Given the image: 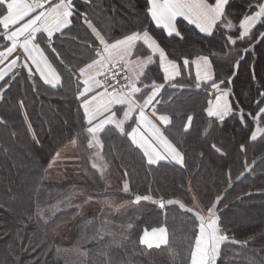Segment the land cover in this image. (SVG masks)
Listing matches in <instances>:
<instances>
[{
	"label": "trees",
	"instance_id": "1",
	"mask_svg": "<svg viewBox=\"0 0 264 264\" xmlns=\"http://www.w3.org/2000/svg\"><path fill=\"white\" fill-rule=\"evenodd\" d=\"M250 3L255 0H230L227 10L236 29L217 30L211 37L186 21L180 27L182 38L168 37L162 28L151 26V34L170 59L182 64L184 58L209 57L216 81H224L221 87L231 89L233 114L222 121L207 116L211 88H195L191 65L176 80L183 88L166 84L155 106L158 114L170 116L163 133L182 153L183 164H148L126 134L130 126L123 133L113 125L99 132L102 156L113 175L128 184L127 194L134 201L137 195H149L150 201L163 199L166 204L161 209L155 203V208L139 215L125 240L106 236L94 242L101 227L95 212L79 215L72 207L47 221L35 212L37 206L54 201L72 186L70 180H43L54 155L70 141L75 142L79 171L87 183L98 191L106 188L90 164L87 123L78 99L77 70L94 57L89 45L98 44L84 17L74 16L68 28L54 34L50 46L41 43L61 78L59 85H47L24 71L0 82V264H158L145 253L141 236L160 227L167 232L168 243L162 247L169 264H190L192 214L167 201L186 207L198 201L206 209L218 197L220 226L229 236V242L221 246L218 264H264V133L251 139L256 127L264 128V115L259 125L253 120L264 107V27L258 24L235 45L227 40L228 35L239 36V20L249 12ZM74 4L106 37L121 38L148 24L145 0H74ZM4 44L0 40V50ZM241 57L237 68L235 62ZM146 73L145 84L153 79L164 82L156 63ZM69 223L75 228L70 244L52 241L50 234ZM251 237L256 240L241 246Z\"/></svg>",
	"mask_w": 264,
	"mask_h": 264
},
{
	"label": "snow or ice",
	"instance_id": "2",
	"mask_svg": "<svg viewBox=\"0 0 264 264\" xmlns=\"http://www.w3.org/2000/svg\"><path fill=\"white\" fill-rule=\"evenodd\" d=\"M145 3L148 24L142 29L124 34L121 38H114L101 34L88 20L86 13H78L74 0H55V2L53 0H0V40L7 42L2 46L3 50H0V63L7 60L17 49H22L26 61L24 67L28 68L30 75L34 74L31 67L34 66L35 72L39 73L46 84L53 87L59 85L61 78L49 63L41 43L50 46L55 33H62V30L72 24L74 16L82 15L95 41H98V44L89 45L94 53L91 62L79 68V78H82L83 89L78 92V98L82 99L84 120L90 125L86 132L92 137L88 146L98 145L102 148L97 133L108 124H114L123 133L124 123L136 114L137 126L132 127L126 134L131 137L133 144L143 150L148 164H156L157 161L169 157L176 163L183 164L182 153L149 118L145 109L151 105L152 115L156 116L157 110L153 102H160L157 97L161 90L166 84L172 88L178 86L183 88V85H178L176 80L181 76L182 69L191 65H194L196 69L195 88L204 86L207 89L210 86L212 89L210 95L213 98L207 101L205 109L208 117L222 121L226 116L233 114V106L228 99L231 89L221 87L224 81L219 83L216 81L208 56L200 55L191 61L184 58L182 64L176 59H170L169 54L151 34V26L154 24L157 28H162L168 37L174 35L181 38L180 27L185 21L187 25H193L206 37L213 36L217 30L232 31L237 26L229 19L231 13L227 9L230 0H214V2L210 0H145ZM247 7L249 12H245L239 20V36L236 38L232 35L227 36L228 42L232 45H235L238 39L244 40L248 37L258 24L264 27V0H255V3H250ZM261 39L264 40V33H261ZM138 45L145 46L150 54L144 57L135 56ZM249 50L244 49L245 52ZM53 51H55L54 48ZM154 57H158V68L163 72L164 82L157 83L153 79L145 84L143 78H147L146 69L153 64ZM18 59V57L12 59L7 69L0 70V80L4 79L8 71L15 68ZM242 59L243 57L235 62V67H239ZM117 66L122 69V75L114 70ZM97 77H104V79L100 80ZM109 88L112 90L109 91ZM96 89H103V91H95ZM114 105L126 106L122 119H118L116 113L112 112ZM105 113L111 114L105 116V119L100 120L99 123H95L97 118ZM262 115H264V107H260L257 115L253 117L257 125L262 122L260 119ZM243 116L244 113L241 110L242 121ZM157 119L166 126L171 123L169 115L161 114L157 116ZM187 119L191 122L192 116H188ZM141 128L149 135L145 136L140 131ZM258 132L264 133V128L256 127L251 132V139L255 140ZM241 147L243 149V146ZM93 167L97 165L93 164ZM123 190L129 191L127 183L124 184ZM141 200H152V197L149 195L135 197V202L138 203ZM152 202L157 203L161 209L166 206L163 199ZM218 202L219 197L216 202L204 209L198 206L186 207L179 201H167L169 205L179 204L181 209L192 214L194 244L190 253V264H218L221 246L229 242V236L220 226ZM195 229H198V232H195ZM230 242L240 243L235 240ZM141 243L147 244L149 248L153 247V243L156 247L161 244L166 245L168 243L166 228H153L151 234L145 230Z\"/></svg>",
	"mask_w": 264,
	"mask_h": 264
},
{
	"label": "rangeland",
	"instance_id": "3",
	"mask_svg": "<svg viewBox=\"0 0 264 264\" xmlns=\"http://www.w3.org/2000/svg\"><path fill=\"white\" fill-rule=\"evenodd\" d=\"M17 75H19V73ZM16 76H13L12 78H15ZM69 147L71 146L63 148L60 152L61 155L70 156L73 152H71ZM100 150L101 149H99L96 145L91 148L90 164L92 167L93 164L97 165L94 169L97 170L106 186L103 191H98L92 188L87 183L81 172L80 174L82 177H77L74 174L69 173L67 178L72 182L71 188L54 201L45 205L37 206L35 212L44 221L49 220L55 213L72 207L77 208L79 215L95 212L100 217L101 227L95 236L94 242L106 236L125 240L132 234L133 226L138 216L155 208L156 204L150 200L139 201L138 203L135 202L134 196L127 194V192L123 190L124 183L120 182L113 175ZM49 164H51V161ZM47 178L48 177H44L43 175V180L48 181L49 179ZM54 180L66 181L65 179ZM92 198L100 200L103 203L97 204ZM118 206L119 208H117ZM194 206L202 208L198 201H195ZM113 214L114 217L112 218ZM129 225L132 227L129 228ZM74 232V224L69 223L53 231L50 234V238L55 243L68 245L72 241ZM143 249L145 253L153 258L158 264L170 263L162 245L159 247L153 245V247L149 248L147 244H143Z\"/></svg>",
	"mask_w": 264,
	"mask_h": 264
},
{
	"label": "crops",
	"instance_id": "4",
	"mask_svg": "<svg viewBox=\"0 0 264 264\" xmlns=\"http://www.w3.org/2000/svg\"><path fill=\"white\" fill-rule=\"evenodd\" d=\"M53 2H55V0H53ZM210 2H214V0H210ZM85 23V22H84ZM85 25L88 27V25L85 23ZM91 30V29H90ZM165 31V30H164ZM166 32V31H165ZM263 33H264V30H263ZM56 34V33H55ZM167 34V33H166ZM94 36V35H93ZM5 43H7L6 41H4ZM98 42V41H97ZM3 50V48L1 49ZM150 52L147 50V48L145 46H142V45H138V48L136 50V53H135V56H140V57H144V56H147L149 55ZM134 56V58H135ZM200 56V55H199ZM19 58L17 60V64L15 66V68L11 69L10 71L7 72V75L4 77V79H6L8 76L9 78H12L14 75L16 76L18 73L20 74L21 72H26L29 74V71H28V68L24 67V64L26 63L25 61V57H24V54H23V51L22 49H17L16 52H14L10 57H8L7 60H5L3 63H0V70H4V69H7V65L11 62L12 59H16V58ZM196 58V57H195ZM194 58V59H195ZM193 59V60H194ZM91 62V61H90ZM88 62V63H90ZM50 63V61H49ZM156 63V66L158 68V57H154V62L153 64ZM51 64V63H50ZM153 64H151L150 66H152ZM29 65H30V62H29ZM52 65V64H51ZM31 66V65H30ZM84 66V65H83ZM82 66V67H83ZM33 67V73L41 80L43 81L42 78H40L39 76V73H36L35 72V69H34V66H31ZM53 67V65H52ZM54 68V67H53ZM149 68V67H148ZM148 68L146 69V71L148 70ZM55 69V68H54ZM56 71V69H55ZM158 71L160 72L161 74V79H162V76H163V72L162 70H159L158 68ZM195 66L192 65V72H193V75H194V78H195ZM16 73V74H14ZM56 73L58 74V72L56 71ZM33 74V75H34ZM77 77H78V80L81 84V89L80 91L83 89V84H82V78H79V69L77 70ZM3 79V80H4ZM2 80H0L1 82ZM44 82V81H43ZM45 83V82H44ZM150 83V82H149ZM46 84V83H45ZM49 85V84H47ZM52 86V85H50ZM138 86H141V85H138ZM1 89V88H0ZM212 90V89H211ZM95 91H103L102 89H96ZM147 93H145L146 95ZM139 95V94H138ZM0 97H1V90H0ZM213 97L211 96V99ZM79 99V98H78ZM157 99L159 100V96L157 97ZM229 101H230V97L228 98ZM80 103L82 104V99H79ZM154 105L156 106L157 103L156 101L153 102ZM126 106H123V105H114L113 108H112V112H115L116 115H117V118L118 119H122L123 117V110ZM146 113L148 114L149 118L161 129V131L163 132V128H164V124L161 123L158 119H157V116L158 115H161V114H158L156 116H153L152 115V111H153V107L150 105L148 108L145 109ZM111 113H105L104 115H101L97 118V120L95 121V123H99L100 120H103L105 119V116L107 115H110ZM135 115L133 116V118L129 121H126L124 123V129L127 127V126H130V131H131V128L132 127H136V123H135ZM214 118V117H212ZM108 125H113L115 127L114 124H108ZM108 125H105V126H108ZM90 125L87 124L86 126V129L89 127ZM116 128V127H115ZM117 130H119L118 128H116ZM129 131V132H130ZM145 136H148L149 133L144 130L143 128H141L140 130ZM88 134V133H87ZM99 133H97V138L99 139ZM89 135V140L92 139L91 135ZM260 135V132L257 133V136ZM130 137V136H129ZM88 140V142H89ZM130 140H131V137H130ZM132 142V140H131ZM89 144V143H88ZM135 146H137L136 144H134ZM66 146H71L69 147L71 152H73L70 156H65V155H61V150L63 148H65ZM99 149H101L100 146L96 145ZM92 148V147H90ZM142 150V149H141ZM101 151V150H100ZM143 151V150H142ZM57 153H59V155H57ZM57 153L55 154V156L52 158L51 160V164L48 165V167L46 168L45 170V174H44V177H48L47 179H49L48 181H45V182H61V181H64V180H54V179H65V180H69L67 177L69 175V173H72L74 174L75 176L79 177L82 175L80 174V171H79V165H78V157H77V153H76V150H75V142L74 141H70L68 142L65 146H63L61 149H59L57 151ZM146 157V156H145ZM146 160H147V157H146ZM159 161H170V162H175V160L171 159V157L167 158V159H164V160H159ZM158 162V161H157ZM178 164V163H177ZM71 181V180H70ZM84 182V181H83ZM95 200V202L97 204H102L103 202L100 201V200H97L95 198H92ZM119 206H122V205H119ZM119 206L117 208H119ZM114 217V214L112 215V218ZM152 231V230H151ZM151 231H148L150 234H151ZM144 233L142 234L141 238L143 237ZM63 245H67V244H63ZM153 245H155V243H153ZM163 245V244H161Z\"/></svg>",
	"mask_w": 264,
	"mask_h": 264
},
{
	"label": "water",
	"instance_id": "5",
	"mask_svg": "<svg viewBox=\"0 0 264 264\" xmlns=\"http://www.w3.org/2000/svg\"><path fill=\"white\" fill-rule=\"evenodd\" d=\"M14 74H16V73H14ZM211 91H212V90H209V91H208V94H209L210 97H211V95H210ZM210 123H211V119L208 120V125H209ZM227 191H228V188L226 189V192H227ZM158 206H159V205H158ZM255 240H256V237H251V238H249L247 241H242V242H241V246H246L248 243L251 244V243H253Z\"/></svg>",
	"mask_w": 264,
	"mask_h": 264
},
{
	"label": "built area",
	"instance_id": "6",
	"mask_svg": "<svg viewBox=\"0 0 264 264\" xmlns=\"http://www.w3.org/2000/svg\"><path fill=\"white\" fill-rule=\"evenodd\" d=\"M116 72H118V73H121V75H122V69H120V67L119 66H117L115 69H114ZM98 79H100V80H103L104 79V77H97ZM114 83V82H113ZM121 83H123V80H121ZM103 90V89H102ZM112 89L111 88H109V91H111Z\"/></svg>",
	"mask_w": 264,
	"mask_h": 264
}]
</instances>
